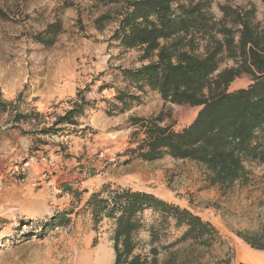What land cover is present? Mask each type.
<instances>
[{"label":"rangeland","instance_id":"1","mask_svg":"<svg viewBox=\"0 0 264 264\" xmlns=\"http://www.w3.org/2000/svg\"><path fill=\"white\" fill-rule=\"evenodd\" d=\"M223 5L253 7L257 21L264 23V0H211L217 19L223 16ZM121 7L90 0H0L6 14L0 17V131L14 128L20 114L27 115L20 132L51 127L79 100V92L92 108L81 125L56 126L74 130L72 137L66 132L40 134L44 143H23L14 151L4 143L10 150L2 151L10 161L0 170V200L10 209L0 215V264H113V223L105 219L95 226L85 207L91 192L84 189L98 183V190L104 185L154 190L210 221L221 236L213 246L192 245V255L184 242L171 250L180 251L181 259L189 254V264H264V250L239 234L254 235L264 228V163L246 162L245 179L220 187L210 184V173L200 163L171 156L145 161L134 153L143 133L135 130L131 117L161 115L162 125L179 130L194 120L198 107L165 101L148 87L142 93L126 86L121 69L138 68L149 59L143 58L142 49L125 50L112 40ZM56 20L62 21L63 31L55 43L37 42L35 35ZM232 65L234 60L226 57L220 70ZM251 81L241 75L229 90ZM103 85L107 88L101 90ZM118 89L143 100L123 113L109 114L105 108L116 101ZM68 183L78 192L64 190ZM60 214L70 221L52 228V219ZM145 218L151 222L153 212L147 211ZM183 231L172 222L166 227L157 242L160 261L168 255L163 246ZM139 239L137 252L149 255V233H140ZM247 250L262 256V263L251 262Z\"/></svg>","mask_w":264,"mask_h":264},{"label":"trees","instance_id":"2","mask_svg":"<svg viewBox=\"0 0 264 264\" xmlns=\"http://www.w3.org/2000/svg\"><path fill=\"white\" fill-rule=\"evenodd\" d=\"M90 1L121 4L112 40L125 50L142 49L143 58L149 59L138 68L121 69L126 86L142 93L148 87L165 101L198 107L194 120L179 130L162 125L161 115L131 117L135 130L143 133L134 153L145 161L171 156L200 163L210 173V184L220 187L245 179L246 162L264 163V23L257 21L253 7L223 5V16L217 19L210 10L211 0ZM0 17L6 18L1 9ZM62 31V21L56 20L34 38L52 46ZM226 57L233 59L234 65L220 70ZM244 74L250 76L251 83L230 91V84ZM106 88L101 86V90ZM78 98L80 101L73 100L72 107L59 115L53 126L22 133L30 136L32 143H44L40 134H61L64 127L56 126H78L80 117L91 106L82 92ZM115 99L106 107L109 114L123 113L143 100L140 94L120 89ZM25 117L20 114L15 120ZM63 189L78 192L70 183ZM85 207L95 226L105 219L113 223V264H189V254L185 257L188 259H181L180 251H171L177 243L189 244L192 255V245L209 248L221 238L210 221L147 191L104 185L91 192ZM147 211L154 214L151 222L145 218ZM69 221L66 214L56 215L51 227ZM171 222L184 231L163 246L168 255L160 261L157 242ZM144 231L149 233V255L137 252L139 235ZM239 234L252 247L264 250V228L254 235Z\"/></svg>","mask_w":264,"mask_h":264},{"label":"crops","instance_id":"3","mask_svg":"<svg viewBox=\"0 0 264 264\" xmlns=\"http://www.w3.org/2000/svg\"><path fill=\"white\" fill-rule=\"evenodd\" d=\"M112 101V100H111ZM94 107V106H93ZM106 109V108H105ZM92 110V108H88L87 110H86V114L84 115V116H82V117H80V119H79V125H81V123H82V121H83V119L84 118H86L87 116H88V112L89 111H91ZM106 111V110H105ZM29 125H30V123H28ZM32 125H34L33 123H31ZM22 125V119L21 120H19V121H17V120H15L14 121V124L12 125V126H14V128H7L6 130H2V131H0V151H1V153L0 154H2L1 155V158H0V170L2 169V168H4L6 165H7V162L8 161H10L9 159H8V156H7V154L5 153V152H7L8 150H10V149H8V147L6 148L5 146H4V143H6V144H8V145H10L11 146V150L12 151H14L15 149L14 148H16V147H20V148H22L21 147V145L23 144V145H27L29 142H31V137L30 136H28V135H24L22 132H20V127H22L21 126ZM78 125V126H79ZM64 126H66V125H64ZM68 126H73V125H68ZM75 127H77V126H75ZM74 127V128H75ZM67 129H65L64 128V130H63V132H66V133H68V136H70V137H72V135H74L73 134V131L74 130H71V129H69L68 131H66ZM16 134V136L14 137V141H10V138H11V135L12 134ZM18 133H19V135H18ZM62 134H64V133H62ZM76 135H78V134H76ZM15 138H16V140H15ZM3 145V146H2ZM2 148H6L5 149V152L4 151H2L3 149ZM19 152V154L21 153V149L20 150H18ZM12 158V157H11ZM14 158V157H13ZM100 186H102V183H98V184H96V185H94V187L93 188H90V190H88L89 192H93V191H95V190H98L99 189V187ZM133 190H137V189H134V188H132ZM141 191H147V192H151V193H154V194H156L157 196H159V197H161V198H163L162 196H160L159 194H157L154 190H141ZM169 202H174L175 204H179L178 203V201H176V200H174V201H170L169 200ZM7 203H4V202H1V200H0V215H2V213H4V212H7V210L8 209H10V208H7V207H5V205H6ZM184 207H186V208H189V209H191L189 206H187V205H184ZM192 210V209H191Z\"/></svg>","mask_w":264,"mask_h":264},{"label":"bare ground","instance_id":"4","mask_svg":"<svg viewBox=\"0 0 264 264\" xmlns=\"http://www.w3.org/2000/svg\"><path fill=\"white\" fill-rule=\"evenodd\" d=\"M245 255L248 259H250L251 262L262 263V259H261L262 256H260L259 254L247 250Z\"/></svg>","mask_w":264,"mask_h":264},{"label":"built area","instance_id":"5","mask_svg":"<svg viewBox=\"0 0 264 264\" xmlns=\"http://www.w3.org/2000/svg\"><path fill=\"white\" fill-rule=\"evenodd\" d=\"M34 157L31 158V160L33 159ZM26 166H29L30 165V162L29 161H26L25 162Z\"/></svg>","mask_w":264,"mask_h":264}]
</instances>
